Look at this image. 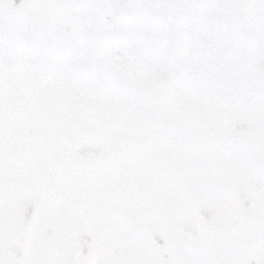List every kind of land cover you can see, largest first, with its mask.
<instances>
[{
  "label": "snow or ice",
  "instance_id": "1",
  "mask_svg": "<svg viewBox=\"0 0 264 264\" xmlns=\"http://www.w3.org/2000/svg\"><path fill=\"white\" fill-rule=\"evenodd\" d=\"M0 264H264V0H0Z\"/></svg>",
  "mask_w": 264,
  "mask_h": 264
}]
</instances>
